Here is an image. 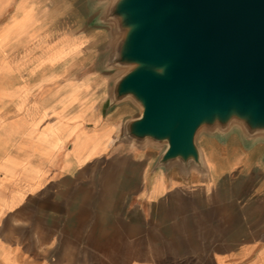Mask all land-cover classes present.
<instances>
[{"label":"crops","instance_id":"0c3cea01","mask_svg":"<svg viewBox=\"0 0 264 264\" xmlns=\"http://www.w3.org/2000/svg\"><path fill=\"white\" fill-rule=\"evenodd\" d=\"M110 8L0 0V219L27 231L0 264H264L263 136L205 130L199 164L126 138Z\"/></svg>","mask_w":264,"mask_h":264},{"label":"water","instance_id":"95a60500","mask_svg":"<svg viewBox=\"0 0 264 264\" xmlns=\"http://www.w3.org/2000/svg\"><path fill=\"white\" fill-rule=\"evenodd\" d=\"M110 17L112 99L141 109L126 138L164 144L161 163L199 164L205 119L207 131L264 136V0H111Z\"/></svg>","mask_w":264,"mask_h":264},{"label":"rangeland","instance_id":"374dc122","mask_svg":"<svg viewBox=\"0 0 264 264\" xmlns=\"http://www.w3.org/2000/svg\"><path fill=\"white\" fill-rule=\"evenodd\" d=\"M206 121L207 119H205L201 123L195 134V145L200 149V151H201V145L204 143L203 132L205 131L204 123H206ZM219 128H221V126L217 127L212 132H215L217 134L223 133ZM263 141H264V136H263ZM201 156H203L202 153ZM3 215H4L3 218L0 219V225H1L0 232L2 233L1 235H3L4 237H9L13 240H18V241H23L24 239L26 240V232H27L26 218H23L22 215L19 213V211H15V213L4 212ZM20 246L26 247V245H20Z\"/></svg>","mask_w":264,"mask_h":264},{"label":"clouds","instance_id":"9594fccd","mask_svg":"<svg viewBox=\"0 0 264 264\" xmlns=\"http://www.w3.org/2000/svg\"><path fill=\"white\" fill-rule=\"evenodd\" d=\"M162 71H163V70H160V74H162Z\"/></svg>","mask_w":264,"mask_h":264}]
</instances>
